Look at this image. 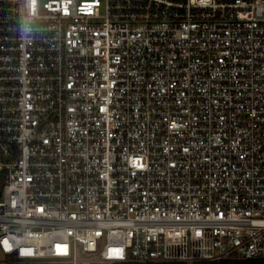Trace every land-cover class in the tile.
Listing matches in <instances>:
<instances>
[{"label": "built area", "instance_id": "built-area-1", "mask_svg": "<svg viewBox=\"0 0 264 264\" xmlns=\"http://www.w3.org/2000/svg\"><path fill=\"white\" fill-rule=\"evenodd\" d=\"M0 248L264 261V0H0Z\"/></svg>", "mask_w": 264, "mask_h": 264}, {"label": "trees", "instance_id": "trees-1", "mask_svg": "<svg viewBox=\"0 0 264 264\" xmlns=\"http://www.w3.org/2000/svg\"><path fill=\"white\" fill-rule=\"evenodd\" d=\"M117 264H140L135 262H126V263H117ZM148 264H155V263H148ZM167 264H189V263H167ZM192 264H264V261H244L238 259H227L221 261H214V262H197Z\"/></svg>", "mask_w": 264, "mask_h": 264}, {"label": "water", "instance_id": "water-1", "mask_svg": "<svg viewBox=\"0 0 264 264\" xmlns=\"http://www.w3.org/2000/svg\"><path fill=\"white\" fill-rule=\"evenodd\" d=\"M0 262L1 264H8L6 255L3 253L1 248H0Z\"/></svg>", "mask_w": 264, "mask_h": 264}, {"label": "rangeland", "instance_id": "rangeland-1", "mask_svg": "<svg viewBox=\"0 0 264 264\" xmlns=\"http://www.w3.org/2000/svg\"><path fill=\"white\" fill-rule=\"evenodd\" d=\"M84 1H93V0H84Z\"/></svg>", "mask_w": 264, "mask_h": 264}, {"label": "snow or ice", "instance_id": "snow-or-ice-1", "mask_svg": "<svg viewBox=\"0 0 264 264\" xmlns=\"http://www.w3.org/2000/svg\"><path fill=\"white\" fill-rule=\"evenodd\" d=\"M113 251H116V252H118L119 250L117 249V250H113Z\"/></svg>", "mask_w": 264, "mask_h": 264}]
</instances>
